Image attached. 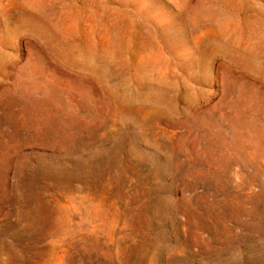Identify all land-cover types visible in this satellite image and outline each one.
Instances as JSON below:
<instances>
[{
  "label": "rangeland",
  "instance_id": "1",
  "mask_svg": "<svg viewBox=\"0 0 264 264\" xmlns=\"http://www.w3.org/2000/svg\"><path fill=\"white\" fill-rule=\"evenodd\" d=\"M0 264H264V0H0Z\"/></svg>",
  "mask_w": 264,
  "mask_h": 264
}]
</instances>
